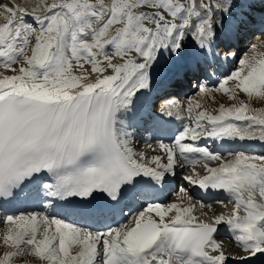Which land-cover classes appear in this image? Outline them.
<instances>
[{
  "label": "snow or ice",
  "instance_id": "1",
  "mask_svg": "<svg viewBox=\"0 0 264 264\" xmlns=\"http://www.w3.org/2000/svg\"><path fill=\"white\" fill-rule=\"evenodd\" d=\"M234 6L218 0L0 5V201L37 198L45 209H58L0 216V264L25 255L41 264H252L264 257V155L225 159L195 143L264 141V108L241 100L213 113L192 98L186 109L168 101L162 114L184 119L186 112L191 123L171 143L158 142L163 157L134 151L127 130L158 54L179 56L186 34L201 52L211 49L213 9ZM211 91L201 85L197 96ZM214 91L232 100L240 93L264 99V40L249 45ZM185 164L191 171L183 180L226 193L229 213L198 217L197 207L213 205L194 201L182 186L176 201L146 203L129 224L97 231L71 222L107 219L126 198L150 199ZM222 226L246 255L225 251L216 239Z\"/></svg>",
  "mask_w": 264,
  "mask_h": 264
},
{
  "label": "bare ground",
  "instance_id": "2",
  "mask_svg": "<svg viewBox=\"0 0 264 264\" xmlns=\"http://www.w3.org/2000/svg\"><path fill=\"white\" fill-rule=\"evenodd\" d=\"M220 1H221V4H229V5L234 4L235 6L231 7L230 12H227V11L221 12L222 14H221V18L219 20L222 21L223 23L221 24L220 21H218V28L216 29L217 31L226 27V22H228V20L224 17V15L232 13L235 8L242 7L243 4H244V7L250 6V11L248 12V11H246V9H244L241 11L242 14L243 13L249 14V17H250V14H252L253 16L255 15L256 18H258V21L254 24H257V23L259 24L261 21L262 22L264 21V12L260 13V12L256 11V9L254 8V4L259 0H219V2ZM242 23H243V21L241 20V22H239V25ZM254 24L252 23V21L248 24L249 26L247 28L249 31H252L254 29ZM186 36L188 38V36H192V35L186 34ZM184 44H185V48L182 49V52L179 56H177L175 54H171V53H169L167 51H163V50L161 51V53L158 54V60L153 64L152 68L150 69V87L148 89L144 90L141 97H140V100H139L138 105H137V112H136L137 114H139V115L142 114L144 116H147L150 114L153 117L154 116L153 113H150V111L152 110L162 120L169 117L167 115L162 114L161 109L167 104L168 101H172V99H170V100L168 99V100L164 101V103H163L164 105L162 107H159V108L155 107L154 97L157 94H159L160 91H162L164 89V84H163V86H160V87H158V85L160 84V82L163 79H168V77L166 78V75L172 74L173 72H175L179 66H181L183 64L186 65V64L192 63V62H194L193 60L195 59L196 56H203V54H205V52H208L209 50H211V49L206 48L201 52V50L199 49V46L196 43L193 36L191 37V39H189V41L185 37ZM232 52H233V50H232ZM237 52L238 51H236L235 54ZM226 54L227 53H223L221 56H219L220 60H222L220 65H221V67L229 68V66L233 62L232 59L234 56H227L226 57ZM159 68H161V69H159ZM0 71H4V70L0 69ZM5 74H11V73L5 72ZM225 76H226L225 71H223L221 73H217L216 80H212L210 77H206V78L202 79L201 85L205 86L209 90H212L210 92V95H208V96H213L214 93H218V91H214V89H216L218 87L220 79L222 77H225ZM197 83H198V81H197ZM174 84H175V82H174ZM174 84H170V87L175 86ZM195 87H197V84ZM184 95H179L175 99V101L178 100L177 102L180 104V106L182 103H185V106L181 107L182 109L187 108L188 101L190 99L189 97L188 98L184 97ZM206 97L207 96H195V97H192V99L202 101V100H205ZM222 104H223V102H222ZM183 114L185 117L184 119H177L176 116H171V117H173V119L176 120V123H179L182 125V128L184 127L185 124L191 123L190 119L187 117V113L184 112ZM136 121H138V119L131 120L129 127L127 128V130L130 133H132L131 139H133L135 136L134 131L135 132H136V130L143 131V127H139V128L136 127ZM152 135H154V133L149 132V133H147L145 138L150 140L151 138H153ZM176 135L172 136V138L174 139ZM245 140H247V139H245ZM245 140L236 139V140H230V141L240 143L243 146ZM255 140H257L258 142H261L258 139H255ZM171 142H172V140H165L164 141V143H171ZM185 142L191 143V141H185ZM262 142H264V141H262ZM195 143H197L201 146H208L211 151L216 152L214 149L216 143L214 140H212V138L205 137V138H202L200 141H197ZM149 146L147 148H140L139 149V148H136L137 146L134 142V145H133L134 149L133 150L136 151L137 153L143 152L145 154V156L149 158V154L151 152V150H150L151 147H149ZM262 149H264V146L261 149H258L257 151L256 150L250 151L249 149L245 150V149L239 148L236 151H234V153L244 152L246 154H251V155H264V152L261 151ZM230 153L231 152L226 151L222 155L224 156L225 159H231L232 156L229 155ZM234 153H231V154H234ZM210 163H211V166H216V162H210ZM197 170L200 171L201 174H204L202 168H198ZM190 171H191V166L184 165L183 168L177 166L176 171H175V175H170L168 180H170V181L174 180V181H178V182L181 181V183L186 186L187 181L183 180V178L180 177V175L181 174L186 175ZM177 193H179V191L174 193L175 197H173L171 202L177 200ZM223 195H224V197L221 201H224V204L217 205V203H215V201H217L218 199L214 198V200H211L208 203H206V205L207 204L213 205L212 210H208V209L201 210V209H199V207H197L196 215L198 217H202L204 219H209L210 217L217 215V214H220V213H225V214L229 213L231 211L232 204L228 203L227 194L223 193ZM194 201H197V200H194ZM125 202L129 203L128 208L126 209V211L128 213V217H129V218H127L128 222H130L132 220V217L136 213H138L140 210H142V208L146 205V203H156V202L165 203L164 201H161V200H155L153 202H150L149 199L145 200V199H141L139 197H137L135 199L126 198ZM185 203H187V201H185ZM34 205H35L34 207L29 208L28 210H25L24 212L47 211L51 214H56V212L58 211V209L53 208V207H48L47 209H45V204H43V206L42 205L38 206L37 204H34ZM21 208H22V206L17 208V209H21ZM203 212H207L208 215L202 216ZM6 214H11L10 210L7 207L0 208V216L6 215ZM112 217H113V214L110 215L109 218H112ZM83 221L84 220H78L76 218H73L71 222H77L81 226L90 227L92 230H97V231H104L108 227L105 223V219H100L98 222H95V223H93V222H85L84 223ZM115 227L116 226H113V228H115ZM216 239L218 241L223 242V246L225 248V251L231 253L233 257H235L238 254L239 255H246L243 252V249L237 245V243L234 241V239H232L231 234L228 232L226 226H222L220 228V232H219V234L216 235ZM14 264H25V263H20L18 261L17 262L14 261ZM28 264H34V263H28ZM229 264H232V261H230Z\"/></svg>",
  "mask_w": 264,
  "mask_h": 264
},
{
  "label": "rangeland",
  "instance_id": "3",
  "mask_svg": "<svg viewBox=\"0 0 264 264\" xmlns=\"http://www.w3.org/2000/svg\"><path fill=\"white\" fill-rule=\"evenodd\" d=\"M15 2L18 3V4L24 5V6L31 7L36 2H38V0H15ZM199 2H200V0H199ZM199 2L197 0V3H199ZM218 2H219V0H218ZM219 3H221V1ZM4 4H7V5L11 6L12 5V0H0V5H4ZM256 7L258 9L260 8L261 10H264V5H262V2L261 1L260 2L258 1L256 3ZM213 11H215V8L213 9ZM215 12H214L213 19H214V27L217 29L218 28V20L221 18V17L220 18H217V15H218V13H221V12L220 11H218V13H217V11H215ZM221 14H220V16H221ZM254 17H256V16L254 15ZM259 31H261L259 34H256L253 37H251L250 39L244 40V42H241L240 43L241 46H242V47H240V49H242L243 46H244V48H243V50L240 51V53L239 52L236 53L237 56H235V57H236V60L237 61H236L235 65L232 67L231 72L236 67L239 66V59L245 54V52L248 51V47H249L250 44L258 43L260 40H264V27H262L261 29H259ZM230 85H231V82H229V86ZM190 86H192V89H190L188 91V93L195 94V95H191V96L190 95L189 96L188 95H184V97H186V98H188V97L189 98H192V97L197 96V92L199 91V86L200 85H197L196 88L193 87L194 86L193 84L190 85ZM169 97L176 98V96H171V95L170 96H166V98H169ZM155 99H154L155 106H157V107L162 106V101L163 100L160 99V96L156 95ZM241 100L245 101L246 103H249L252 108H257V109L264 108V99H261V98H253V99L249 100V98L246 97L243 93H240L238 95V98L236 100H232V99H229V97L227 95H225L223 92L214 93L213 96H207L205 100H202V104L201 105H202L203 108H206L210 112L215 113L217 111V109L219 108V106L222 104V102H223V104H225L226 107H228V106H231L233 104H238ZM177 101L178 100H176L175 102H177ZM144 143L145 142H142V144L140 143V146L143 147L142 145ZM157 143L158 142L156 140H154V144H157ZM155 151H156V149L153 148L152 151L150 152V156H152ZM172 195H173V190L167 195L166 200H168V201L165 202V203H168V202H171L172 201V199H173V198L171 199ZM170 199H171V201H170ZM17 213H19V212H17ZM2 227H3V225H1V228ZM3 250H4L3 248H0V253H2ZM31 260L41 263L38 259H36L35 257H32V256L25 255V256H22V257H18V262H23L24 261V262L27 263V262H29Z\"/></svg>",
  "mask_w": 264,
  "mask_h": 264
}]
</instances>
